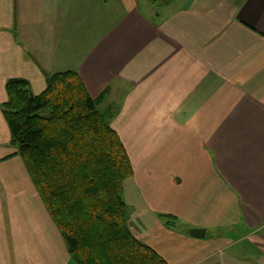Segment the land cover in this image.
I'll return each mask as SVG.
<instances>
[{
	"label": "crops",
	"instance_id": "crops-1",
	"mask_svg": "<svg viewBox=\"0 0 264 264\" xmlns=\"http://www.w3.org/2000/svg\"><path fill=\"white\" fill-rule=\"evenodd\" d=\"M138 1L0 0V264H77L2 114L8 80L38 95L65 71L105 106L127 88L110 126L135 238L166 264H264V0Z\"/></svg>",
	"mask_w": 264,
	"mask_h": 264
},
{
	"label": "trees",
	"instance_id": "trees-1",
	"mask_svg": "<svg viewBox=\"0 0 264 264\" xmlns=\"http://www.w3.org/2000/svg\"><path fill=\"white\" fill-rule=\"evenodd\" d=\"M107 92L92 98L74 71L47 76L38 95L26 80H8L11 143L77 264H166L126 225L123 184L133 170L110 126L114 110L100 108Z\"/></svg>",
	"mask_w": 264,
	"mask_h": 264
},
{
	"label": "rangeland",
	"instance_id": "rangeland-1",
	"mask_svg": "<svg viewBox=\"0 0 264 264\" xmlns=\"http://www.w3.org/2000/svg\"><path fill=\"white\" fill-rule=\"evenodd\" d=\"M109 1V3L111 4L110 6H112L113 5V7L116 5L115 4V2H114V0H113V2L111 3V0H108ZM138 1V0H137ZM138 3H139V5H140V7L143 5V1L141 0V1H138ZM121 4V3H120ZM119 4V5H120ZM121 6V5H120ZM141 9H142V11H143V7H141ZM107 10L108 9H104V11H103V16H104V19H103V22H104V28H106L107 26H108V23H110V21H114L117 17L119 18V17H121V15H122V12H121V10L119 11V13L117 14V16L115 17L114 15L116 14V12H115V10L113 9V12H112V10L111 9H109V12H107ZM154 10H156V8L154 9ZM112 14H113V17H112ZM69 38L70 37H68V36H66V39H65V43H66V45H68V46H70L69 48H70V52H69V54H68V51L65 53V55H64V57H65V62L66 63H71V62H73L74 60H75V57H78L80 54H81V52H79V50L78 49H75V48H78L80 45L79 44H77V41H76V39H79V36H77L76 37V39L75 38H71L70 39V41H69ZM72 40V41H71ZM126 92H128L127 91V88L126 87H124V89H122L121 87L120 88H118V90H117V95L113 98V99H111L112 101H110L109 99H107L108 101H109V104H112V105H107V106H105V103L103 104V105H101L100 106V108L101 109H103V108H110L111 107V109L113 110L114 109V107L115 108H118V106H121L122 105V98L124 97V95L126 94ZM104 101H105V99H104ZM105 106V107H104Z\"/></svg>",
	"mask_w": 264,
	"mask_h": 264
},
{
	"label": "water",
	"instance_id": "water-1",
	"mask_svg": "<svg viewBox=\"0 0 264 264\" xmlns=\"http://www.w3.org/2000/svg\"><path fill=\"white\" fill-rule=\"evenodd\" d=\"M204 230L202 229H195L190 232V235L195 238H203L204 237Z\"/></svg>",
	"mask_w": 264,
	"mask_h": 264
}]
</instances>
